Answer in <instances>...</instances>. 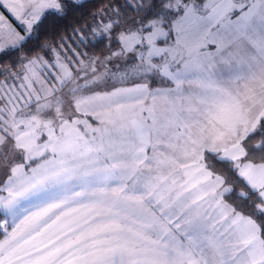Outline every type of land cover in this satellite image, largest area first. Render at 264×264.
Wrapping results in <instances>:
<instances>
[{"label": "snow or ice", "instance_id": "obj_1", "mask_svg": "<svg viewBox=\"0 0 264 264\" xmlns=\"http://www.w3.org/2000/svg\"><path fill=\"white\" fill-rule=\"evenodd\" d=\"M0 264H264V0H0Z\"/></svg>", "mask_w": 264, "mask_h": 264}]
</instances>
